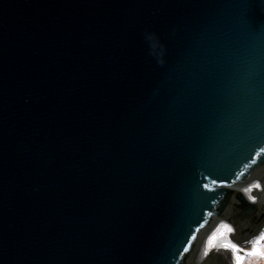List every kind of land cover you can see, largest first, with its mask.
<instances>
[{
	"label": "water",
	"instance_id": "95a60500",
	"mask_svg": "<svg viewBox=\"0 0 264 264\" xmlns=\"http://www.w3.org/2000/svg\"><path fill=\"white\" fill-rule=\"evenodd\" d=\"M261 180L264 0H0V264H232Z\"/></svg>",
	"mask_w": 264,
	"mask_h": 264
},
{
	"label": "rangeland",
	"instance_id": "374dc122",
	"mask_svg": "<svg viewBox=\"0 0 264 264\" xmlns=\"http://www.w3.org/2000/svg\"><path fill=\"white\" fill-rule=\"evenodd\" d=\"M228 231L229 224L225 221H219L215 229L205 237L204 253L219 246H227V248L230 249L232 264H237V257L240 259V264H264V239H261V237H264V229L246 247L238 245L230 240L226 236ZM212 237H215V239L213 240ZM253 252H256V254H250Z\"/></svg>",
	"mask_w": 264,
	"mask_h": 264
},
{
	"label": "snow or ice",
	"instance_id": "6c2138e0",
	"mask_svg": "<svg viewBox=\"0 0 264 264\" xmlns=\"http://www.w3.org/2000/svg\"><path fill=\"white\" fill-rule=\"evenodd\" d=\"M208 186L207 185H205V188H207ZM212 239L214 240L215 239V237H212ZM261 239H264V237H261ZM258 243H259V241H258ZM227 247V246H226ZM234 247V246H233ZM188 249H185V251H187ZM250 254H252V255H255L256 254V252H253V253H250ZM237 264H240V259H239V257H237Z\"/></svg>",
	"mask_w": 264,
	"mask_h": 264
},
{
	"label": "flooded vegetation",
	"instance_id": "af4514ba",
	"mask_svg": "<svg viewBox=\"0 0 264 264\" xmlns=\"http://www.w3.org/2000/svg\"><path fill=\"white\" fill-rule=\"evenodd\" d=\"M260 182H261V185H263V191H264V181L262 182V180H261ZM261 185H260V187H261ZM261 220H262V217H261V219H260V222H261ZM257 223H259V222H255V224H257ZM259 224H260V223H259ZM220 262H221V264H222V259H220ZM224 262H225V263H224ZM223 263L226 264V261L223 260Z\"/></svg>",
	"mask_w": 264,
	"mask_h": 264
},
{
	"label": "clouds",
	"instance_id": "9594fccd",
	"mask_svg": "<svg viewBox=\"0 0 264 264\" xmlns=\"http://www.w3.org/2000/svg\"><path fill=\"white\" fill-rule=\"evenodd\" d=\"M150 38V37H149Z\"/></svg>",
	"mask_w": 264,
	"mask_h": 264
}]
</instances>
